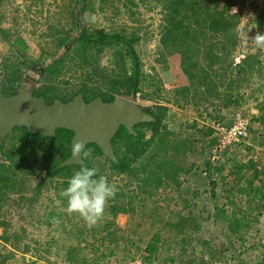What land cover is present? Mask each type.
Masks as SVG:
<instances>
[{
    "label": "rangeland",
    "instance_id": "obj_1",
    "mask_svg": "<svg viewBox=\"0 0 264 264\" xmlns=\"http://www.w3.org/2000/svg\"><path fill=\"white\" fill-rule=\"evenodd\" d=\"M223 3V0L179 2L181 10L176 17L190 28L182 30L186 41L180 45H187L186 54L190 59L186 63L195 75L193 81H189L190 92L186 96L183 88L164 86L168 83L164 75L169 68L166 64L171 65L172 56L182 49L180 45L175 48L173 36L165 32L168 15L165 0H88L81 12L78 0H0V91L7 87L6 77L11 68H16L20 74V80L14 84L16 88L33 86V91L39 87L53 88L56 95L65 97L82 86H99L105 90L106 85L101 83L99 76L87 80L92 71L115 79L125 75L124 68L129 70L130 58L122 44L82 47L80 43H72L67 46L68 37L76 38L82 30L75 18V15H82V25L87 30L122 33L136 49L142 71L139 94L135 97L117 95L133 99L145 109L156 111L159 106L167 109L162 123L167 125L169 120L170 130H160L150 147L154 161L149 160L147 153L141 162L147 168L159 165L174 171L173 157L169 151L163 152L173 134L179 136L171 132L180 129V135L194 134L201 139L198 143L193 140L197 148L195 145L191 150L195 154L190 156L191 161L200 162L187 159L188 166L176 170V176H170L174 179L171 183L165 180L167 176L162 177V186L169 183V187L157 189L158 197L154 196L156 189L149 194L138 187V178L143 175L139 162L133 164L131 171L118 173L110 169L102 155L88 149L91 156L87 159L99 170L97 176H106L109 183L118 188L115 197L108 201L103 218L91 228L78 214L67 212V198L60 196L71 178L66 170L42 183L41 178L53 160L40 166L35 163L26 175H12L16 184L0 195V264H103L110 257L129 260L145 249L154 255L153 259L144 258L147 264H264V207L263 203H258L259 190H256L264 166L261 172L255 171L243 158L241 148L229 150L222 156L223 160L213 164L210 148L214 140L208 143L205 138L210 127L204 124L201 115L206 112L211 118L228 120L233 109L243 107L252 125L264 126V68L258 73L246 74L245 81L235 83L237 79L232 76L233 89L226 93L225 87L220 85L227 83L228 78L219 79L214 72L208 71L211 78L207 77L205 87L211 96L209 101L200 99L195 95L197 89L194 90L196 84L202 85L199 84L204 75L202 70L212 61L207 51L213 49L215 53L221 48V35L201 24V7L219 5L220 9ZM229 8L226 22L235 42L230 43L226 59L233 62L230 71L235 74L238 70L235 64L248 53H258L264 67V48L258 49L252 42L258 32L264 34V0H233ZM93 15L94 22L90 19ZM197 20L205 28H200ZM61 57V62L50 73L44 70L38 74L30 69V62L45 68ZM194 61L196 66H191ZM217 65L213 66L216 72ZM26 75L37 78L38 83H33ZM215 84L216 91L213 90ZM217 93L220 98L215 97ZM229 94L238 101H229ZM177 108L187 117L199 116V120L188 121L185 116L179 121L175 116ZM198 121L200 127L209 128H195ZM178 123L183 125L179 127ZM142 130L146 138L150 137V129ZM250 131L253 136L244 147L248 151L254 147L264 149V133L254 136L257 130L251 128ZM8 140H5L6 147ZM61 155L62 151L56 156ZM2 163L7 165L8 160L0 153ZM229 169L234 172L232 181L227 179ZM194 177L200 178L202 185L203 181L209 185L207 194L211 195L210 189H214V197L206 199L209 207L201 209L203 199L189 201L184 198L178 199L180 207L177 210L174 207L170 210L177 191L189 195L185 190L188 188L184 187H190ZM180 184L184 185L183 190ZM161 193L170 196L162 199ZM139 217L147 220H139ZM146 226L150 230H146ZM158 228L171 240L164 237L155 240L151 234L158 232Z\"/></svg>",
    "mask_w": 264,
    "mask_h": 264
},
{
    "label": "trees",
    "instance_id": "obj_2",
    "mask_svg": "<svg viewBox=\"0 0 264 264\" xmlns=\"http://www.w3.org/2000/svg\"><path fill=\"white\" fill-rule=\"evenodd\" d=\"M87 1L88 0H78L79 4L81 5L80 12L84 11V9L86 8ZM165 1L167 3V5H165V9L168 11V15L165 17L167 22L165 32L167 34L170 33L173 36V38L171 39L173 40V46L175 48H178V45L183 44V42L186 41L182 34V30L184 29L188 31L190 28L186 25H182L184 20H179L176 17V15L179 14L181 10L179 9L180 0ZM223 1L224 3L220 9H218L219 5H217L216 7L213 6V8L207 7V9H205L203 6L201 7L203 8L202 11H200V13L202 14L200 19L201 24L206 26L208 29H211L218 35H221L220 51L215 53V50L213 49L207 51V55L212 57V61L206 66V69L202 70L204 75L202 77V80L199 82V84L202 85L196 84L194 86V90H202H196L195 95H199L200 99L207 101H209L211 97L209 95V91L205 87L207 85V77L211 78L208 71L214 72L216 77H219V79L228 78L227 83H222L220 85V87H225L224 89L226 93L227 91L233 89V77L237 79L235 83H237L238 81L241 82V80L245 81L246 79L244 76L246 74L253 72L258 73L264 68L262 66L261 59H259L258 53H248L242 60L235 64L238 68V70L235 72L236 75L233 74L232 71H230L233 62H227L226 59L228 54H230V45L234 44L235 42L233 39V35L230 31L231 28L228 25L229 23L227 24L226 22L228 21L226 20V14L230 9L229 7L233 3V0ZM75 18L76 22L82 28V30L79 33L78 37H68V39L66 40L68 47H70L72 43H80L82 47H88L91 45L102 47L106 44L112 43L122 44L125 48L126 54L130 58L129 70L127 71L124 68L125 75L123 74L122 77L120 76V78L117 79L110 75L103 76V74L98 72H90L88 74L87 80H93L95 79V76H99L101 83L106 85L105 90H102L99 86L95 88L82 86V88L77 89L76 91L70 93L68 97H65L64 95H56L54 93L55 90L53 88L48 89L45 87H39L34 90L33 94L36 96H43L47 104H51L55 99H60L64 102H67L78 93H82L86 101H90L96 97H101L105 101H111L115 96H119L117 94L135 96V94L139 92L142 71L141 62L136 52V49L133 46V43L128 40L122 33L105 32L103 29L89 31L84 28V25H82V15H75ZM200 21L197 20L196 22L198 23V25L201 26L200 28H205L203 25L200 24ZM165 35L166 34H164V36ZM3 37L6 38V35L4 34ZM178 40H181V42L178 43ZM180 46L182 49H178L175 55H177L180 60L181 70L184 75L189 81H193L192 76H195L194 71H190L189 64L186 63L190 59V56L186 54L189 49L187 45ZM61 60L62 57L59 58L57 61H53L47 67H43L44 70L49 71L48 73H50L51 71H53V67L59 62H61ZM31 63L32 62H30V66ZM190 64H193L191 66H196L195 61L194 63ZM214 64H218L217 72L213 69ZM19 80L20 74H18V71L16 70V68H11V71H9L6 77L7 87H4V89L1 90L0 93L4 95H11L15 93L18 88H16L17 86L14 84L17 83ZM236 85L238 86V84ZM216 88L217 85L215 84L213 90L216 91ZM189 89L190 87L183 88V91H185L186 96L190 92ZM215 97L220 98V93H217ZM230 100L231 102L236 103L238 101V98L234 97V95L229 94V101ZM142 109L150 112L155 117V121L139 123L135 125L134 129L137 132L136 134H129L123 126L118 129L115 136L111 140L114 153L117 157V162H113L106 158L101 152L100 148L94 143L87 144L85 150L87 151L88 149H93L94 153H99L100 155H102L105 160L110 164V169L118 173H125L131 171L133 164L139 162V166L141 165L143 169V175L138 178V187L143 193L147 192L150 194L152 193V189H157L158 186L162 185L163 173L165 171H168V173L171 174L173 170L172 168H167L163 166L160 167L159 165H152V167L147 168L146 164H143L141 162V159L143 160L147 153L150 154L149 160L154 161V153L153 151H150V147L153 145L159 131L165 129V124L162 122L166 116L167 110L165 106L157 107L156 111L145 108ZM143 128L150 129V137H145V131L142 130ZM72 135V131L59 128L56 130L55 136L53 138H50L47 136L39 135L37 133H32L26 127H14L0 144V153L5 159L8 160L7 165L4 163L0 164V195L2 194L4 189H7L8 187L16 184V182L12 178V175H26L29 172V168L35 163H38V165L40 166L45 165L49 160H53V162L46 168L44 175L41 178L42 183L46 182V180L52 179L60 171L66 170V172H68L72 177L75 172L79 171L84 166L93 168L92 165L89 163L87 157H82L83 164L60 166V163L67 156L70 155V140L72 138ZM7 138H9V140L8 146L6 147L5 140H7ZM61 151L62 155L60 157H57L56 155ZM251 164L252 162H250V165ZM72 169L74 170L73 173H71ZM167 187H169V183L164 184V186H162L164 190ZM157 236L158 234H156L155 240L159 239L157 238Z\"/></svg>",
    "mask_w": 264,
    "mask_h": 264
},
{
    "label": "water",
    "instance_id": "obj_3",
    "mask_svg": "<svg viewBox=\"0 0 264 264\" xmlns=\"http://www.w3.org/2000/svg\"><path fill=\"white\" fill-rule=\"evenodd\" d=\"M35 65L31 66L34 71ZM44 68L39 67V73ZM38 83L37 78L26 75ZM33 86H21L11 95L0 93V144L14 127H26L30 132L53 138L59 128L72 131L70 155L60 166L83 164L81 156L73 157V146L82 141L96 144L103 155L117 162L111 140L123 126L129 134H136L134 126L155 121V117L132 99L115 96L111 101L96 97L86 101L82 93L64 102L55 99L47 104L43 96L33 94ZM83 151V150H82Z\"/></svg>",
    "mask_w": 264,
    "mask_h": 264
},
{
    "label": "crops",
    "instance_id": "obj_4",
    "mask_svg": "<svg viewBox=\"0 0 264 264\" xmlns=\"http://www.w3.org/2000/svg\"><path fill=\"white\" fill-rule=\"evenodd\" d=\"M171 62H172V64L170 65L169 63L168 64H166V65H169V68H168V71L167 72H165L164 73V75H165V77H168V78H166V80H167V82L168 83H164V86H166L167 84L168 85H170V86H176V87H179V88H185V87H188L189 86V80L187 79V77H185V75H184V73L182 72V70H181V67H180V60H179V58L177 57V55H175L174 54V56H172V58H171ZM188 106H190V105H188ZM194 110L195 111H197L198 110V107L197 106H195L194 107ZM177 112H176V117H178V118H180V119H178L179 121H181L182 120V118L183 117H185L186 116V113L185 112H183L182 111V109H180V108H177V110H176ZM233 111H234V109H233ZM232 111V112H233ZM197 113H198V111H197ZM200 115V114H199ZM202 115V114H201ZM181 116V117H180ZM201 117V116H200ZM186 119L188 120V121H193V120H199V116H186ZM169 120H167L166 121V124L167 125H165V129H164V131H166V130H170V124H169ZM202 122V121H201ZM197 123V125H196V127L195 128H200V129H205V128H209V127H205V126H203V127H200V126H202L201 125V123L198 121V122H196ZM183 124L182 123H178V126L180 127V126H182ZM193 130H194V127H193ZM209 131V133H207V137L205 136V138L206 139H208V143L212 140V138H211V133H212V129L210 128V129H208ZM167 132V131H166ZM171 132V131H170ZM172 134L173 133H175L176 135L177 134H179V136H174V134H173V137H172V139L171 140H169L168 141V144H167V147L166 148H163V152H168L169 151V154L173 157V163H174V167H175V169H174V171H176V170H178V171H180V169L181 168H183V169H186V167L188 166V164L189 163H187L186 161H187V159H188V161L189 162H194V163H199L200 161H197L196 159H193V161H191L190 160V156H192V155H194L195 154V151L194 152H191V150L194 148V146H195V148H197V144H192V142H193V140H195L194 141V143H198V141L199 140H201V139H199L196 135H191V136H189V137H187L185 134L184 135H180L182 132H181V130L180 129H176L174 132H171ZM210 139V140H209ZM198 140V141H197ZM214 140V139H213ZM171 141V142H170ZM162 150V149H161ZM171 152V153H170ZM181 160V161H180ZM175 162H177V163H175ZM209 165V164H208ZM192 166L194 167H196L197 165H194V164H192ZM189 170H190V168H188ZM172 172L171 174H173V176H176V174H175V172ZM192 172H193V170H192ZM171 174L170 173H168V171H165L164 173H163V176L162 177H164V176H167V179H165V180H167L168 182H170V181H174V179L173 180H171L172 178L170 177L171 176ZM189 175V173H187V176ZM184 175H181L180 177H183ZM171 178V179H170ZM201 180H200V178H198V177H194V178H191V181L190 182H192L191 183V186L190 187H184V188H188V189H185V190H188V192H187V194H189V195H186L183 191H177V193L175 194V195H173V197H175V199H172V200H174L173 201V206H170L169 208H170V210L174 207V209L175 210H177L179 207H180V205L178 204L179 202H178V199H180V200H182V199H184V198H188V200L189 201H194V200H196V199H198V200H201V199H203V205H200V207H201V209H203V208H208L207 207V205H206V199L207 198H212V194L214 193L215 194V192H214V189H210V193H211V195H209V194H207V192H208V190H209V185L208 186H206V183L203 181V185H202V183L200 182ZM179 182V181H178ZM178 182H177V184H178ZM162 183H164L163 182V180H162ZM171 183V182H170ZM204 184H205V187H204ZM212 184V183H211ZM202 185V186H201ZM162 185H160V186H158L157 187V189L159 190L160 188H162L161 187ZM184 185H182V184H180L179 185V187H181V189H182V187H183ZM201 186V187H200ZM157 189H156V192H155V194H154V196H157L158 197V195H159V193L157 192ZM180 188L178 189V190H181ZM183 190V189H182ZM212 190H213V192H212ZM256 190H259V193L257 194V199H258V203H263V207H264V174H263V177H261V181L258 183V186L256 187ZM153 191H155V189H153ZM181 192H183V193H181ZM170 196V194H165V195H163L162 193H161V196H160V198H162V199H164V198H168ZM183 196V197H182ZM207 196H209V197H207ZM172 197V198H173ZM214 197V196H213ZM176 202V203H175ZM183 204H185L186 205V202H183ZM162 206H163V204H162ZM177 207V208H176ZM156 208V207H155ZM153 209L154 211H156V209ZM199 208V207H198ZM166 209V208H165ZM180 209H182V208H180ZM188 210V208H185V212H188L187 211ZM153 211V212H154ZM142 212H144V211H142ZM141 212V213H142ZM140 214V213H139ZM143 214V213H142ZM168 215V214H167ZM167 215H165V218L166 217H168ZM184 215V214H183ZM142 216H144V215H142ZM152 217L153 216H151L148 220H150V219H152ZM147 220L146 218H144V217H139V220ZM154 219V218H153ZM156 220V219H155ZM152 221V220H151ZM152 222H154V220L152 221ZM149 223V222H148ZM155 225V224H154ZM156 226V225H155ZM147 227V229L146 230H150L149 228H148V226H146ZM203 228V227H202ZM156 231H158V232H156V233H152L151 234V236L152 237H156V234H158V238L160 237H164L167 241L168 240H171L169 237H168V235L167 236H165V234L163 233V232H161V231H159V228L158 229H156ZM162 235V236H161ZM149 240H150V237L148 238V241L147 242H149ZM165 263V262H164ZM168 263V262H167Z\"/></svg>",
    "mask_w": 264,
    "mask_h": 264
},
{
    "label": "clouds",
    "instance_id": "obj_5",
    "mask_svg": "<svg viewBox=\"0 0 264 264\" xmlns=\"http://www.w3.org/2000/svg\"><path fill=\"white\" fill-rule=\"evenodd\" d=\"M90 19L94 22L95 16ZM252 42L258 49L264 48V34L258 32ZM138 94L137 92L135 96ZM81 152L82 157L91 156V153L85 150L83 142L78 141L73 146L72 155L75 158L81 156ZM98 171L95 167H82L69 179L68 187L60 192V196L67 198V212L78 214L89 228L96 226L103 218L108 201L113 199L118 191L117 186L110 184L106 176H97Z\"/></svg>",
    "mask_w": 264,
    "mask_h": 264
},
{
    "label": "built area",
    "instance_id": "obj_6",
    "mask_svg": "<svg viewBox=\"0 0 264 264\" xmlns=\"http://www.w3.org/2000/svg\"><path fill=\"white\" fill-rule=\"evenodd\" d=\"M202 119L204 124L212 129L211 138L214 139V143L210 148V161L213 164L223 160L222 156L229 150L241 148L240 152L243 158L247 162H252L253 169L257 172L262 171L264 166V149L254 147L248 151L244 145H249V140L253 136L250 131L251 128L257 130L254 136H260L264 133V126L259 123L252 125L250 117L244 112V108H236L228 120L211 118L206 112L202 113ZM233 173L230 169L227 170L228 180L232 181L234 179ZM153 256L151 251L145 249L129 260L121 261L117 257H110L103 264H146L144 258L149 257L153 259Z\"/></svg>",
    "mask_w": 264,
    "mask_h": 264
},
{
    "label": "flooded vegetation",
    "instance_id": "obj_7",
    "mask_svg": "<svg viewBox=\"0 0 264 264\" xmlns=\"http://www.w3.org/2000/svg\"><path fill=\"white\" fill-rule=\"evenodd\" d=\"M32 65H35L34 72H37L38 74H41V73H39V66H37L36 63H32L31 66H32ZM31 66H30V69H31ZM99 98H101V97H99ZM101 99H102V98H101ZM104 101H105V100H104Z\"/></svg>",
    "mask_w": 264,
    "mask_h": 264
}]
</instances>
